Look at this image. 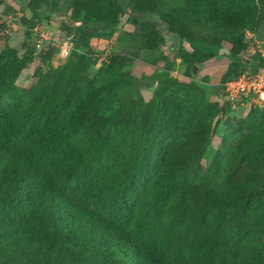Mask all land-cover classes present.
<instances>
[{
    "label": "rangeland",
    "instance_id": "374dc122",
    "mask_svg": "<svg viewBox=\"0 0 264 264\" xmlns=\"http://www.w3.org/2000/svg\"><path fill=\"white\" fill-rule=\"evenodd\" d=\"M81 1L0 0V55L1 61H6L0 66L3 108L15 105L33 109V104L39 105L37 100H42L52 72L63 63L57 53L63 39L82 38L77 29L79 20L74 16L80 15L79 10L96 9L89 1ZM115 1L123 8L116 29L111 34L90 37L85 45L99 54V59L84 65L72 56L66 61L73 64L75 79L80 81L81 91L88 93L87 98L80 91L63 101L65 94L60 93L64 89H60L53 94L58 104L46 111L57 113L59 119L62 112L70 115L72 141L98 140V171L108 169L114 149H119L122 156H134L138 194L144 192L150 176L159 169L171 170L180 185L199 176L205 188L203 195L194 196L198 203L209 189L228 187L236 195L241 187L245 194L261 188L264 191V185H258L264 181V102L240 106L221 96L227 78L241 68L254 67L240 57L264 55V0H200L205 7L225 10L229 20V6L236 7L240 2L248 19H241L243 27L216 19L207 25L197 22L193 29L179 31L178 35L167 32L166 23L148 10L143 11L140 23L151 21L158 30L142 35L127 21L130 10L139 8L141 2L157 4L156 10L164 7L169 12L178 8L174 0ZM195 1L181 0L184 8ZM103 2L109 0H99L98 6ZM6 9L12 13H6ZM99 23L107 29L116 25L110 20ZM37 31L47 35L49 41L39 44ZM47 116L45 109L34 112L39 125ZM99 161L106 162L107 167ZM240 200L235 206L228 205V211H239L237 205L244 204ZM1 227L6 232L8 225L3 223ZM5 240L6 255L0 264H33L32 257L49 254L53 242L35 234L32 238L23 234L19 237L13 231ZM254 243L264 244V236L260 243ZM57 246H53L55 253L60 249ZM57 259L54 256L52 261Z\"/></svg>",
    "mask_w": 264,
    "mask_h": 264
},
{
    "label": "trees",
    "instance_id": "16d2710c",
    "mask_svg": "<svg viewBox=\"0 0 264 264\" xmlns=\"http://www.w3.org/2000/svg\"><path fill=\"white\" fill-rule=\"evenodd\" d=\"M87 1L96 9H78L80 15L73 19L79 20L76 23L82 38H68L70 51L52 72L42 100H37L39 105L33 104V109L15 105L3 108L0 103V262L6 255L5 238L13 231L19 237L23 234L32 238L35 234L53 240L49 254L37 253L32 257L33 264H264V244H253L260 243L264 236L262 188L245 190V194L241 187L238 195L228 187L209 189L198 203L194 196L203 195L205 188L199 176L180 185L171 170L159 169L150 176L144 192L138 194L134 156H122L119 149H114L108 169L98 171V140L72 141L70 115L62 112L59 119L57 113L46 111L58 104L53 97L55 91L64 89L60 95L65 94L66 101L82 89L67 58L72 56L79 65L98 60L99 54L85 48L87 41L94 35L111 34L117 27L118 14L123 10L119 3L109 0L98 6L99 0ZM174 1L178 8L169 12L164 7L156 10L157 4L141 2L139 8L130 10L127 21L142 35L158 30L151 21L140 23L143 11L148 10L166 23L167 32L178 35L179 31L193 29L197 22L207 25L216 19L218 23L229 21L243 27L241 19H248L240 2L236 4L239 9L229 6V20L225 10L205 7L200 0L189 8H184L181 0ZM101 20L116 25L107 29L99 23ZM170 45L176 46L173 42ZM1 59L0 55V66H4L6 61ZM240 59L254 67L241 68L226 80L244 71L264 70V55ZM81 92L86 99L88 93ZM43 109L48 116L39 125L34 112ZM102 164L107 167L106 162ZM258 185L263 186L264 181ZM240 198L244 204L237 205L239 211H228V205L235 206ZM3 223L8 225L6 232ZM55 244L60 248L57 253ZM54 256L56 261H52Z\"/></svg>",
    "mask_w": 264,
    "mask_h": 264
},
{
    "label": "built area",
    "instance_id": "2783aa9c",
    "mask_svg": "<svg viewBox=\"0 0 264 264\" xmlns=\"http://www.w3.org/2000/svg\"><path fill=\"white\" fill-rule=\"evenodd\" d=\"M37 32L41 42H38L39 44L49 41L47 35H43L41 31ZM71 46L70 41L63 39L57 52H60V58L69 53ZM222 88L221 96L227 102L240 106L260 104L264 102V70L244 71L237 77L226 80Z\"/></svg>",
    "mask_w": 264,
    "mask_h": 264
},
{
    "label": "water",
    "instance_id": "95a60500",
    "mask_svg": "<svg viewBox=\"0 0 264 264\" xmlns=\"http://www.w3.org/2000/svg\"><path fill=\"white\" fill-rule=\"evenodd\" d=\"M196 71H197V67L194 66V67H193V73H196Z\"/></svg>",
    "mask_w": 264,
    "mask_h": 264
},
{
    "label": "clouds",
    "instance_id": "9594fccd",
    "mask_svg": "<svg viewBox=\"0 0 264 264\" xmlns=\"http://www.w3.org/2000/svg\"><path fill=\"white\" fill-rule=\"evenodd\" d=\"M180 60V59H179Z\"/></svg>",
    "mask_w": 264,
    "mask_h": 264
}]
</instances>
